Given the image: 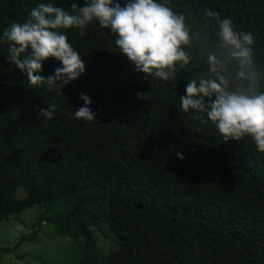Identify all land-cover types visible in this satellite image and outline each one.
<instances>
[{
  "label": "trees",
  "instance_id": "1",
  "mask_svg": "<svg viewBox=\"0 0 264 264\" xmlns=\"http://www.w3.org/2000/svg\"><path fill=\"white\" fill-rule=\"evenodd\" d=\"M40 2L49 0H0V32ZM51 2L69 12L72 3L83 6V0ZM167 6L210 44L218 27L208 11L250 32L255 66L264 74V0H167ZM61 31L85 63L61 93L30 85L9 63L8 43L0 44V223L43 208L14 248L33 242L48 221L70 241L55 246L59 256L45 264H264V153L247 137L224 141L210 122L179 110L187 79L207 72L206 54L193 45L176 80L161 81L137 72L110 30L95 22L82 36ZM59 66L49 58L40 74ZM81 93L92 100L93 121L74 117ZM48 105L56 106L50 120L39 116ZM178 151L185 159H177ZM102 220L117 237L116 250L105 256L96 239ZM11 252L0 240V264Z\"/></svg>",
  "mask_w": 264,
  "mask_h": 264
},
{
  "label": "clouds",
  "instance_id": "2",
  "mask_svg": "<svg viewBox=\"0 0 264 264\" xmlns=\"http://www.w3.org/2000/svg\"><path fill=\"white\" fill-rule=\"evenodd\" d=\"M72 11L51 0L37 3L23 22H12L0 32V44L8 43L7 59L30 85L44 84L48 90L61 88L85 72V63L73 48L65 31L84 29L95 22L110 30L115 46L137 72L161 81L176 80L177 69L185 68L193 45L206 54L207 72L188 78L185 94L179 97V110L192 112L197 120L210 122L224 141L247 137L257 152L264 153V87L253 59V35L236 31L230 18H216L215 44L206 34L193 32L183 13L167 6V0H83L71 4ZM53 58L59 67L51 75H41L43 62ZM178 66V67H177ZM234 69V70H233ZM138 98L144 94L136 93ZM82 106L74 110L79 120L93 121L92 100L81 93ZM55 105L39 109V116L52 119ZM179 160L185 159L176 152Z\"/></svg>",
  "mask_w": 264,
  "mask_h": 264
},
{
  "label": "rangeland",
  "instance_id": "3",
  "mask_svg": "<svg viewBox=\"0 0 264 264\" xmlns=\"http://www.w3.org/2000/svg\"><path fill=\"white\" fill-rule=\"evenodd\" d=\"M24 194L25 192L21 189L19 195L24 196ZM42 210L43 208L40 206H35L19 216H13L0 223L1 244L13 249V252L4 255L2 264H45L46 262H55L62 250L60 247L54 250L55 246L69 244L70 240L68 238L57 236L52 225L48 221H44L37 238L33 242L26 241L19 247L14 248L22 235H29L34 230L36 217ZM96 232L99 234V231ZM96 239L101 256L111 254L117 248V237L104 220L100 221V238Z\"/></svg>",
  "mask_w": 264,
  "mask_h": 264
}]
</instances>
